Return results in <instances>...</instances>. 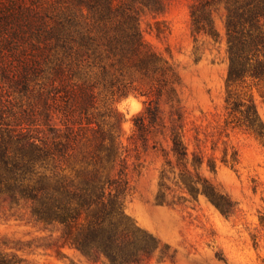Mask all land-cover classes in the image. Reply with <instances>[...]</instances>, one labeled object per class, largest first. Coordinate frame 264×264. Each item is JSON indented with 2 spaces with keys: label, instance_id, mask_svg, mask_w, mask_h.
Masks as SVG:
<instances>
[{
  "label": "trees",
  "instance_id": "trees-1",
  "mask_svg": "<svg viewBox=\"0 0 264 264\" xmlns=\"http://www.w3.org/2000/svg\"><path fill=\"white\" fill-rule=\"evenodd\" d=\"M192 1L196 39H220L213 14L225 9V127L243 129L264 145V122L247 89L264 83V0ZM160 4L0 0V199L25 204L37 223L61 227L64 246L109 264H143L157 251L166 256L162 241L126 213L130 185L122 118L106 104L135 90L137 74L157 78L160 87L177 77L141 30L140 11H160ZM160 114L151 100L146 117L135 120L139 138L146 142L152 127L167 128ZM168 129L173 152L186 160L181 117L172 118ZM186 187L199 193L192 183ZM202 192L229 213L225 195L208 183ZM260 222L264 226V216ZM0 264L21 261L0 250Z\"/></svg>",
  "mask_w": 264,
  "mask_h": 264
},
{
  "label": "rangeland",
  "instance_id": "rangeland-1",
  "mask_svg": "<svg viewBox=\"0 0 264 264\" xmlns=\"http://www.w3.org/2000/svg\"><path fill=\"white\" fill-rule=\"evenodd\" d=\"M192 2L161 0L160 11H140L144 39L175 69L172 83L160 87L157 78L137 74L135 90L106 103L122 118L119 132L127 146L125 210L162 241L166 256L157 251L143 264H264V145L243 129L225 127V9L219 6L213 14L220 39H196ZM247 89L264 122V83ZM151 100L159 103L167 128L152 127L145 142L135 120L146 117ZM177 117L188 153L184 161L173 152L168 129ZM186 183L199 193L192 195ZM207 183L226 196L228 214L202 192ZM60 236V226L37 223L25 204L11 206L0 199V250L16 255L21 264H109L105 257L92 260L64 246Z\"/></svg>",
  "mask_w": 264,
  "mask_h": 264
}]
</instances>
